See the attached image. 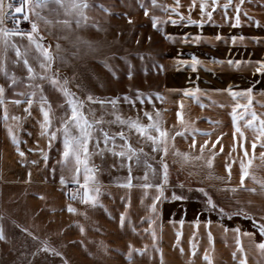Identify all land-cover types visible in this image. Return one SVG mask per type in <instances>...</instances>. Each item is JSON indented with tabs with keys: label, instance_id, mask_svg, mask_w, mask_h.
Returning a JSON list of instances; mask_svg holds the SVG:
<instances>
[{
	"label": "crops",
	"instance_id": "obj_1",
	"mask_svg": "<svg viewBox=\"0 0 264 264\" xmlns=\"http://www.w3.org/2000/svg\"><path fill=\"white\" fill-rule=\"evenodd\" d=\"M15 1L4 0V3L16 4ZM200 2L201 0H198L197 20L203 19L204 23L198 24L199 51L195 56L202 63L211 61V58L207 59L206 54V38L209 37L208 39L212 40L214 70L213 82L207 83L212 86L210 90H206L200 81L201 77L206 76V72L202 65L198 64L197 88L201 92L196 94V98L186 96L184 94L186 88L174 87V70L166 69L163 89L157 91L162 99H157V93L153 91L155 100L125 101L118 98V103L113 108L107 103L112 98L104 96L119 93V90L113 89L116 87L110 85V77H107V82L102 88L94 89L92 73L90 74L83 66L89 52L88 41L94 42V23L88 21L81 22L80 26L76 24L77 28L83 32L85 37L83 43L86 46L79 55L75 44L74 51H71V45L70 52L75 54L76 59L75 62L71 61L70 70L63 67L60 57L55 62L54 70L47 73L48 75L57 74L61 80L65 78L68 80L67 87L71 92L85 101L83 110L90 120L103 116L105 123L96 127L105 128L110 136L123 131L133 148L144 149L143 153H138L139 164L135 162V159L128 161L126 158L113 155L110 151L111 144L101 155L95 148L96 136L99 133L94 132L93 139L89 143L90 151L95 153L90 160V166L95 169L96 180V184L92 186L100 187L99 201L103 207H92L90 204L81 202L80 195L72 199L73 195L82 194L80 185L84 178L83 169L79 176L80 184H77L72 182L74 164L69 163L62 169L59 163L63 151L61 120L67 119L66 113H68L63 93L47 80L37 78L29 81L24 66L20 70L23 60L17 58L11 46L5 52L3 45H0V65L3 66V70H0V86L5 88L4 102L0 104V228L5 237L0 239V264H3L5 258H9L12 263V255L26 253H34L37 257L40 254L44 255L46 251H38V249H42L45 243L49 249L54 250H50L54 255L55 252L61 253L59 256L55 255V264H161V258L163 264H190V262L191 264H207V261L203 259L205 252L211 256L213 264H240L241 259L244 258H246V264H264V257L260 256L256 248V244L264 241L259 228L264 224V195L260 194V185L251 178L254 175L257 180H264V159L260 157L264 149L259 143L255 150L252 149L251 143L255 134L251 129L244 127V121L240 120L239 123L245 132L244 148L248 152V157H244L239 136L237 135L234 140L232 135L234 127L231 112L234 101L227 91H213L214 89L226 90L229 86L236 91L252 87L250 110L254 109L258 115L264 117V73L255 71L259 67L257 61H264V0H244V3L240 5L239 25H236L235 21L237 15L235 5L239 0H232L226 10L227 18L224 16L225 10L220 7L222 4L219 3L213 11L211 21L206 16L201 17ZM207 2L210 4L211 0ZM11 10L6 9L8 15L11 14ZM7 16L4 27H7ZM90 25H93L92 37L88 32ZM39 35L43 36L44 43L46 38L43 29L40 31L39 28ZM217 36H220V39H217ZM234 36L237 37L235 42L232 40ZM169 39H174L173 33ZM10 40L20 46L21 51L25 47L29 48L27 58L30 64L37 73L44 72L35 59L38 53L34 46L29 45L26 37L13 36ZM184 56L174 55L168 61L173 63L174 60L180 61L184 58L190 60V55ZM18 60L19 62H15ZM229 60L243 63L229 64L227 63ZM13 75L16 77L15 84L10 79ZM35 84H40L43 92L36 90V96L31 97L34 102L29 106L24 101L34 90L31 85ZM21 92L24 95H18ZM88 94L105 103L87 101ZM41 95L47 97L51 105V125L43 135L41 134L43 131L41 128L43 116L40 112ZM15 100H21L22 103L15 104L13 102ZM240 102L247 103V100L242 99ZM26 108L29 112L25 111ZM5 109L8 114L7 120L3 118ZM157 110L161 112L162 127L174 136V140L168 141L169 154L164 157L168 164L169 183L164 186L163 196L156 202V213H152L148 206L151 205L152 197L156 195L157 190L143 189L139 185L146 182L151 184L160 182L158 179L160 170L156 169V175H153L152 168L161 164L162 153L153 152L150 142L144 140L134 130L129 131L125 125L118 122H107L115 121V116L112 114L115 112L123 119H139L147 124L149 121L144 113L150 112L155 116ZM178 111L181 112L183 122L189 129L197 128L201 132H211V136L195 134L197 142L195 149L191 147L193 136L191 130L185 135H175L176 132L183 131L181 120L177 118ZM14 116L19 119H12ZM210 121L220 123L215 124ZM9 127L13 129L18 143H13L8 132ZM51 132L57 133L55 139L51 137ZM217 136H220V141L213 149L211 145ZM205 140L209 143L205 147L204 156L208 157L213 151L217 153L211 170L214 173L212 176L209 175L210 170L204 166L202 160L183 163L173 155L176 149L181 152L199 154V146ZM123 143L124 141L116 136L117 151ZM234 143L236 148L232 150ZM220 144L224 146L223 151L219 150ZM100 148H104L102 139ZM20 152L24 155L21 156ZM45 155L48 157L47 161L44 159ZM242 158L246 162L247 159H251L252 163L248 169L251 175L245 177L244 187L241 188L238 186ZM145 161L152 167H146ZM226 163L232 165L230 180L228 170L225 168ZM129 164H131L133 184L130 189L122 186L129 176ZM146 171L147 180L144 179ZM61 175L65 177V184L60 183ZM216 176L224 177V179L218 180ZM177 180L182 183L180 188L183 193L179 194L175 189ZM192 186H196V192L189 191ZM226 186L237 187V191L232 193ZM201 188L212 197L217 205L215 210L208 209L205 195L199 191ZM252 188L256 189V192L247 190ZM145 192L147 195H144ZM173 194L184 198L174 199ZM68 205L77 211L69 212ZM241 207L252 215L237 214V209ZM219 208L225 210L224 215L220 214ZM121 213H125L126 216L123 226L120 223ZM150 216L154 217L152 228L157 234L155 242L150 232L145 231L149 228L148 217ZM209 220L212 223L206 228L205 222ZM196 221H199L198 226ZM224 228L228 231L225 232ZM236 228H239L241 234L250 233L247 236L240 235L243 252L237 248L238 234L232 231ZM209 230L213 237L211 243L208 240ZM177 233L180 234L179 242H177ZM193 243L197 246L194 256L192 255ZM129 245L133 248L130 259ZM181 248L184 250L183 253L180 251ZM136 249L140 251H135ZM233 253L236 254L235 257ZM7 255L9 257H4Z\"/></svg>",
	"mask_w": 264,
	"mask_h": 264
},
{
	"label": "snow or ice",
	"instance_id": "obj_2",
	"mask_svg": "<svg viewBox=\"0 0 264 264\" xmlns=\"http://www.w3.org/2000/svg\"><path fill=\"white\" fill-rule=\"evenodd\" d=\"M151 5L153 7H163L158 5L157 0H150ZM196 0H193V3L189 5V9L195 7ZM232 0H226V2L223 5H220L225 12L224 16L227 18V9L231 5ZM244 3V0H239V2L235 5V11L237 13L235 17L236 25H239L240 23V5ZM50 4H56L59 7L63 8L65 11V14H74L76 19V24L79 26L81 22H87L88 17L85 14V9L89 7V4L87 3V0H19V3L14 5L13 3H8L7 5L4 3V0H0V45H3L4 51H7V48L11 46L15 53L17 58H20L23 60V65L27 71V78L29 81H34L37 78L40 80H47L54 88L58 89L61 93H63L64 97L66 98V104H67V110L68 113H66L67 119L61 120V129L63 135V151L61 153V160L59 163L62 165V169L64 167H67L69 163L74 164V172L72 176V182L80 184L79 176L81 169H83L84 172V178L83 183L80 185L82 189V194L77 193L73 195L72 199L76 198V195H80L81 202L90 204L92 207L100 206L103 207V205L99 201V196L101 194V189L98 186H92L96 184L95 180V169L90 166V160L91 157L95 154L93 151H90L89 143L93 139L94 132L99 133L98 136H96V143L95 148L98 150L99 154H103V151L105 149H108V145L111 144L112 148L110 151H112L113 155H118L122 158H126L128 161H133L135 159V162L137 164L140 163V156L138 153H143L144 149H136L133 148L131 143L128 141V137L124 136L123 131L116 133L115 136H110L109 132L103 128V127H96L97 125H101L105 123L103 116L100 118H93L89 119L88 116L84 112V103L85 101L76 97V95L71 92V90L67 87L68 80L65 78L61 80L57 74H51L48 75L47 73L52 69L53 63L55 61V55L53 51L51 50L50 46H46L43 43V37L39 35V21H43L45 24L51 23L45 17L41 14V12H37L36 8H47ZM180 6V0H176V7H173L172 13L179 16L181 20L184 19V16L182 13L178 12V8ZM218 6V0H211V3L209 4L207 0H201L199 3V9H200V15L201 17H207L209 21L212 20L213 11L216 10ZM141 7L144 9V14L147 16L149 14V8L148 5L145 3H141ZM25 8H28L29 12H31L32 16L35 17V19L30 20V16L28 12H25ZM211 10H207V9ZM6 9H14V12L19 14L23 13V20L30 21V30L29 31H22L19 27H13L11 29L4 27V20L6 16L8 15V12ZM165 11H167V8H164ZM247 13H245L246 15ZM168 20L172 24H176L177 20L174 19L171 15L168 17ZM152 21V27L156 28L159 23V18L153 15L151 17ZM129 22H131V19L129 18ZM13 23L14 25H18L20 23V20L16 17H13ZM64 24H70V21L64 20L62 21ZM187 23L189 24H199L202 25L204 23V20L201 19L199 21L192 19L191 15L189 14L187 17ZM258 23V22H257ZM13 36H19V37H26L29 45L34 46L36 52L38 53V56L35 57V59L38 62L39 68L43 69V73H37L35 68L30 64L27 53L29 51V48L25 47L23 51H21V47L18 46L15 42L11 41L10 38ZM217 39H220V36L216 37ZM199 37H196L195 40H199ZM237 37H232L233 42H235ZM240 39H243V37H240ZM56 50H59L61 45L59 43L56 44ZM15 62H19L15 61ZM219 62V61H214ZM181 63L187 64L188 61H181ZM202 63L195 55L191 58V67L193 70L196 69L197 65ZM229 64H239L243 62L233 61L229 60L227 61ZM257 64L259 67L255 69L256 72H262L264 73V61H257ZM0 70H3V66L0 65ZM7 75V73H5ZM129 76L131 77V72H129ZM13 84L16 83V77L13 75L10 77ZM34 90L29 93V98L24 101L27 103V105L31 106L33 104V99L31 97L36 96V90H39L40 92H43V88L40 84L31 85ZM213 91H227L229 95L231 96L232 100L234 101L233 107H232V124L234 127V132L232 133L233 139L236 140L237 135L240 138V148L244 151V157H248V152L244 148V139H245V132L242 130V127L239 123L240 120L244 121V127L251 129L253 133L255 134V138L251 143V147L253 150L256 149L257 143L260 144V147L264 149V117H261L257 114V112L253 109H251L252 104V97H253V88L248 87L246 89H242L239 91L233 90L231 86H229L228 89H214ZM4 92L5 88L3 86H0V104H3L4 102ZM201 92L199 88L196 89H185L184 94L186 96H189L191 98H196V94ZM18 95H24V93H18ZM144 94L140 93L139 90H137V98H141ZM157 99H162L160 97V94H156ZM150 98V97H149ZM247 100V103H241L240 100ZM86 100L89 102H98L100 104H104L105 101L98 100L94 98L91 94H88L86 96ZM124 100L128 101L129 97L124 96ZM15 104L22 103L21 100H15L13 101ZM107 103L111 104L113 108L116 107L118 103V98H112ZM40 112L42 113L43 120L41 121V128H42V135L45 134V132L48 131L51 125L50 120V111H51V105L49 104L47 97L41 95L40 97ZM203 107V105H201ZM223 107L224 105H220ZM183 107V104L181 102V108ZM238 109H242V112H238ZM26 112H29V109H25ZM91 111V109H90ZM115 116V121H108L107 123H113L118 122L121 125H125L129 131H135V133L139 134L140 137H142L144 140L150 142V146L152 148L153 152H160L162 153L161 157V169H160V176H159V183L151 184V183H143L139 185V187L143 189H149V188H155L157 190L156 195L152 197V203L149 205V209L152 213H156V202L161 199L164 192V186L168 183L169 179V171H168V164L164 157H166L169 154V147H168V141L170 139L174 140V136L161 125V112L159 110L156 111L155 116H153L150 112H145L144 115L148 118V123L144 124L139 119L133 120L131 118L129 119H123L119 115H117L115 112L112 113ZM5 120L8 119L7 109H5L4 117ZM177 118L178 120H181V127L183 128V131H178L175 133V135H185L186 132L191 130L193 133L192 140H191V147L193 149L196 148V133H200L205 136H211V132H201L200 129L197 128H191L189 129L188 125L183 122V117L181 115V112H177ZM12 119H19L18 117H12ZM210 123L218 124L219 121H210ZM9 135L13 141V143H18L17 137L14 134V131L11 127L8 128ZM51 137L53 139L56 138L57 133L51 132ZM223 135V133H221ZM116 136H119L124 143L119 146L120 150L117 151V145H116ZM101 139L103 141L104 148H100ZM220 141V136L216 137V140L212 142L211 147L213 149L216 148L217 143ZM209 141L205 140L203 144L199 146V154H193L191 152H181L180 150L176 149L173 152V155L178 157L181 162L188 163L190 161L194 160H202L204 162V166L207 167L209 171V175L212 176L214 173L211 171L213 169L214 165V159L216 156V152L213 151L211 155L208 157L204 156L205 147L208 145ZM236 144L234 143L232 145V150H235ZM19 151V149H17ZM220 151L224 150L223 144H220ZM20 155L23 156L24 153L20 152ZM230 155V153H229ZM260 157L264 159V151L260 153ZM45 161H47L48 157L44 156ZM35 163V162H34ZM252 160L247 159V162L244 158L240 160V185L238 187H244V180L245 177L250 176L249 172V166L251 165ZM146 167L151 168V165H147V162L145 161ZM226 170H228V179H231V168L232 165L229 163L225 164ZM53 171H55L53 169ZM131 164H129V176L127 179V182L122 185L123 187L132 188V176H131ZM153 175H156V169L152 168ZM147 171L145 172L144 179L147 180ZM218 180H223L224 177L216 176L215 177ZM252 180L255 183H258L260 185V194L264 195V180H257L254 175L251 176ZM60 183L65 184L66 180L63 175L60 177ZM227 187V186H226ZM228 191H231L232 193H235L237 191V187H227ZM250 192H256V189H247ZM199 191L203 192L206 199V205L209 210H215L217 208V205L214 203L212 197L204 190L199 189ZM144 195H147V192L144 193ZM174 199H183L184 197H176L175 194H173ZM143 200V198H142ZM239 203V201H237ZM251 203V201H249ZM67 210L69 212H76L77 210L72 207L71 205L67 206ZM105 211L107 209L105 208ZM219 212L221 215L225 214V210L223 208H219ZM237 214L240 215H246L251 216V213H248L246 209L243 207L237 209ZM231 218V216H229ZM125 213H121L120 216V223L121 226L125 223ZM144 219L143 217L141 218ZM149 222V228L145 229V231L150 232L153 241L155 242L157 239V234L154 228H152V224L154 223V217L150 216L148 217ZM182 223V221H181ZM211 221L205 222V227L207 228L209 225H211ZM197 226L199 225V221H196ZM260 228V234L264 236V224L259 226ZM26 230V229H25ZM81 231H83V228H81ZM135 231V229H133ZM224 231L227 232L228 229L224 228ZM235 233H237L236 237V244L239 251L243 252V247L241 245L240 241V235H250V233H240L239 228L233 229ZM4 234L2 228H0V239H4ZM35 238V237H34ZM180 234L177 233V242H179ZM213 237L212 233L209 230L208 231V240L211 243ZM256 248L259 251V254L261 257H264V241L256 244ZM50 251L48 245L45 243L43 245L42 249H38V251ZM197 246L195 243L192 244V255L194 256L196 254ZM54 251V250H51ZM133 251V248L131 245H129V259L131 258V252ZM135 251H140L139 249H136ZM159 251V249H157ZM181 253H183V248L180 249ZM55 255H61L59 252H55ZM235 253H233V256L235 257ZM205 261H207V264H213V260L211 256L207 252H205V255L203 257ZM161 264H163V259L161 258ZM191 264V262H190ZM240 264H246V258L241 259Z\"/></svg>",
	"mask_w": 264,
	"mask_h": 264
},
{
	"label": "rangeland",
	"instance_id": "obj_3",
	"mask_svg": "<svg viewBox=\"0 0 264 264\" xmlns=\"http://www.w3.org/2000/svg\"><path fill=\"white\" fill-rule=\"evenodd\" d=\"M142 2L148 5L149 14L147 16L141 7ZM225 2L226 0H218V4L223 5ZM15 3L18 4L19 0H16ZM87 3L89 7L84 10L88 17L87 21L94 23L95 29L93 31L94 42L88 41L89 52L83 66L88 69L90 74L92 73L91 80L94 89L102 88L109 76L110 85L116 87L113 89L119 90V93L105 94L106 98L116 96L124 100V96H128L129 100H155L153 91L156 93L160 89L162 91L166 69L174 70V87L197 88L198 65L193 70L191 55H196L199 51L198 40H195L198 37V24L187 23V17L190 14L192 19L197 20L198 0H196L195 7L191 9H189V5L193 3V0H180V6L177 10L183 14V20L172 13L171 9L176 7V0H157L158 5L163 7H153L150 0H87ZM164 8H167V11ZM11 11V14L7 16V28L19 27L22 31L30 30V21L23 20V13L17 14L13 9ZM36 11L41 12L51 21L49 24L39 21L40 31L43 29L46 38L44 44L51 47L56 57L51 70H54L55 62L60 57L63 67L70 70L71 61L75 62L76 59L75 54L70 52L71 45V51H74L75 44L79 55L86 46L83 43L85 42L83 32L76 26L77 17L74 14H65L64 9L56 4H50L43 9L36 8ZM25 12H28L30 20L35 19L28 8H25ZM153 15L159 18L156 28L152 27L151 17ZM170 15L177 20L176 24H172L168 20ZM13 17L20 20L18 25H14ZM129 18L131 22H129ZM64 20L70 21V24L62 23ZM82 23L84 22L82 21ZM92 27L93 25L88 26L90 36ZM172 33L173 40L169 39ZM208 38H206V54L207 59L209 57L211 61L200 63L206 72V76L200 78L203 83L202 86L206 90H210L212 86L207 83L213 82L214 70L212 40ZM57 43L61 45L59 49L61 54L56 50L54 51V46ZM202 51L204 50L202 49ZM174 55H181V57L190 55V60L184 58L180 61L174 60L173 63L168 61ZM181 61H188V63H181ZM20 66V70H22L24 65L20 64ZM129 72H131V77ZM205 82L206 85L204 86ZM137 90L144 94L141 98H137ZM111 92L113 91L111 90ZM155 169L159 171L161 164H158ZM177 182V186L174 184L177 193H183L180 188L182 183L178 180ZM195 190H197L196 186L189 188L190 192ZM4 257H9V255ZM54 258L55 255L51 251H46L44 255L40 254L39 257L34 253H26L12 255V263L9 258H5L3 264H55Z\"/></svg>",
	"mask_w": 264,
	"mask_h": 264
}]
</instances>
